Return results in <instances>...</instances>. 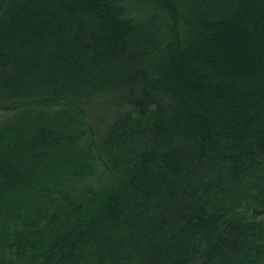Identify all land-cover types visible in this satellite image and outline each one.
Masks as SVG:
<instances>
[{"label":"trees","instance_id":"trees-1","mask_svg":"<svg viewBox=\"0 0 264 264\" xmlns=\"http://www.w3.org/2000/svg\"><path fill=\"white\" fill-rule=\"evenodd\" d=\"M0 264H264V0H0Z\"/></svg>","mask_w":264,"mask_h":264},{"label":"rangeland","instance_id":"rangeland-1","mask_svg":"<svg viewBox=\"0 0 264 264\" xmlns=\"http://www.w3.org/2000/svg\"><path fill=\"white\" fill-rule=\"evenodd\" d=\"M92 112H95L96 117L94 118V120L98 121L101 132L104 131L105 127L108 125V122L110 120L109 111L107 109L106 112L102 109H94L92 110Z\"/></svg>","mask_w":264,"mask_h":264}]
</instances>
